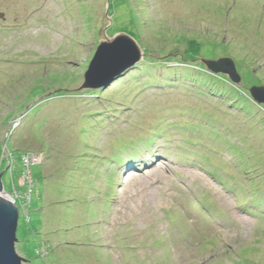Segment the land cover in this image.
I'll return each mask as SVG.
<instances>
[{
	"label": "rangeland",
	"instance_id": "1",
	"mask_svg": "<svg viewBox=\"0 0 264 264\" xmlns=\"http://www.w3.org/2000/svg\"><path fill=\"white\" fill-rule=\"evenodd\" d=\"M1 13L2 36L19 35L0 40V174L22 206V264H264V105L204 63L264 82V0H0ZM120 33L146 53L118 80L159 87L122 84V101L83 88ZM206 237L220 245L201 252Z\"/></svg>",
	"mask_w": 264,
	"mask_h": 264
},
{
	"label": "water",
	"instance_id": "2",
	"mask_svg": "<svg viewBox=\"0 0 264 264\" xmlns=\"http://www.w3.org/2000/svg\"><path fill=\"white\" fill-rule=\"evenodd\" d=\"M141 58L140 45L132 36L120 33L113 37H107L99 42L97 51L85 74L83 88L105 90L117 81L123 72L135 67ZM204 63L211 71L228 76L235 84L240 85L242 83V77L233 59L204 60ZM102 86L105 87L102 88ZM249 91L256 103L264 105V86H252ZM2 194L8 195L4 190L1 173L0 264H22L24 259L16 251L19 222L18 207L12 198L1 197Z\"/></svg>",
	"mask_w": 264,
	"mask_h": 264
},
{
	"label": "trees",
	"instance_id": "3",
	"mask_svg": "<svg viewBox=\"0 0 264 264\" xmlns=\"http://www.w3.org/2000/svg\"><path fill=\"white\" fill-rule=\"evenodd\" d=\"M3 32H4V30H1V38H0V40H6L7 41V43H8V41H10V42H12L14 39L16 40V39H18L19 38V35H14V37H11V35L9 36V35H5V36H2V34H3ZM14 40V41H15ZM141 46V45H140ZM75 47L77 48V46L75 45ZM142 47V49H143V51H144V53H146V48L145 47H143V46H141ZM36 56H38V53H36ZM212 56H215V55H212ZM216 57V56H215ZM263 64V66H264V62L262 63ZM206 65V64H205ZM250 65H252V64H250ZM259 64L257 63V66H258ZM262 66V65H261ZM262 66V68H264ZM205 69L207 70V72L209 73V74H211V75H216V76H219V77H225L230 83H232V81L229 79V77L228 76H226V75H224V74H215V73H213V72H211L209 69H208V67H207V65L205 66ZM237 69H238V67H237ZM251 69V71L252 70H254L255 69V67H251L250 68ZM238 72H239V74L241 75V77H242V84L244 85V87L248 90L249 89V87H252L251 85H255V86H264V82L263 81H261L260 79H258V82L257 81H254L257 77H258V74H255L254 73V75H253V73H252V75L254 76L251 80H253L254 82H252L251 80L249 81H247V82H244V80H243V72H241L240 70H238ZM256 77V78H255ZM122 84H124L125 85V87L127 88V90H133V88H134V90L136 91V90H144V88H146V89H149V88H152V87H156V88H159L157 85L155 86V84H153V83H151V81H150V79L148 80V79H144L143 77H137V76H135V74H133V72H130L125 78L123 77V78H120L119 80H117V82H114L110 87V89H112L113 91L111 92V96H119V100L120 101H122V95L124 94V92L123 91H120L119 90V88H120V86L122 85ZM109 89V90H110ZM122 89H124V87H122ZM101 90H103V89H101ZM103 92H104V90H103ZM121 93V94H120ZM103 95H105V93H103ZM32 98H35L34 96H32V97H30L28 100H30V99H32ZM251 98V97H250ZM124 99V98H123ZM252 99V98H251ZM256 103V102H255ZM16 119V118H15ZM14 119V120H15ZM24 152V151H23ZM5 164H7L5 161H4V159H2L1 160V162H0V172L3 170L2 168L4 167V165ZM245 198V197H244ZM214 202V201H213ZM214 204H215V202H214ZM215 205H217V204H215ZM169 211L170 210H168V211H166V212H164L165 213V216H164V221L166 222V229L169 231V228H170V226H175V225H178L177 224V220H174V218H172L171 217V215H170V213H169ZM221 211H216V209H214L213 210V213H217V214H219ZM159 236V235H158ZM158 239H161L162 240V237L161 236H159L158 237ZM164 239V238H163ZM168 240V239H167ZM145 242V241H144ZM194 242V241H193ZM218 242L219 241H217V243L216 244H211V245H218ZM164 243L166 244H170V242H169V240L166 242V240L164 239ZM192 243V242H191ZM144 245H150L149 244V242H145L144 243ZM171 246V245H170ZM225 249H226V247H224ZM217 249V251H218V249H219V247L218 248H215V250ZM204 251H209V250H207V248H206V246H205V248H204ZM213 255H214V257H213V259L218 255H220V254H218L216 251H214V250H212V252H211ZM226 253V251H224L223 253H221V256L220 257H217V258H223L224 257V254ZM234 253V249H233V251L231 252V253H229V254H233ZM212 260V259H211ZM210 260V261H211ZM215 260V259H214ZM223 260V259H222ZM213 261V260H212Z\"/></svg>",
	"mask_w": 264,
	"mask_h": 264
},
{
	"label": "clouds",
	"instance_id": "4",
	"mask_svg": "<svg viewBox=\"0 0 264 264\" xmlns=\"http://www.w3.org/2000/svg\"><path fill=\"white\" fill-rule=\"evenodd\" d=\"M1 14H3V15H1L0 17L1 18H4L5 16H4V13H1ZM139 44V43H138ZM98 45H99V43H98ZM98 47V46H97ZM141 47V46H140ZM97 49V48H96ZM97 51V50H96ZM21 117H19V119H20ZM15 120H18V119H15ZM2 159H4V160H6V162L8 161V159H6L5 157H3ZM8 163V162H7ZM24 165V164H23ZM31 164H28L27 166H30ZM24 167H25V165H24ZM29 177L31 178V175H30V172H29ZM5 190V189H4ZM14 190H15V192L16 193H19V191H18V189H17V187H14ZM6 192V191H5ZM6 193H8V195H6V198H12L14 201H15V204H16V206L18 207V211H19V214H21L22 213V206H20V205H18L17 204V200H20L16 195H14L13 193H14V191L10 194L9 192H6ZM33 193V192H32ZM32 193H31V197H32ZM12 195H14V197L12 196ZM9 196V197H8ZM31 200H32V198H30V202H29V204H31ZM29 204H27V205H25V209H27V206L29 205ZM20 216V215H19ZM28 217H29V214L27 215ZM26 216V217H27ZM30 220V218H28V221ZM18 225H19V222H18ZM18 232V231H17ZM18 236V235H17ZM166 236H167V239H169V238H171V240H172V235H171V231H168V232H166ZM211 236V234L210 235H208V237H210ZM208 237H206L205 239H203L202 238V244H203V248L201 249L202 251L201 252H209V251H204V248H205V246H206V248H207V246L208 245H211L212 244V242H207V238ZM220 239V237L218 236V240ZM19 240V239H18ZM193 244H194V242H192ZM192 243H188V244H184V245H191ZM218 245H220V243L218 244ZM220 248V247H219ZM210 252H212V251H210ZM23 258V257H22ZM24 259V258H23ZM211 260V259H210ZM211 262V261H210ZM209 262V263H210ZM208 263V264H209Z\"/></svg>",
	"mask_w": 264,
	"mask_h": 264
},
{
	"label": "bare ground",
	"instance_id": "5",
	"mask_svg": "<svg viewBox=\"0 0 264 264\" xmlns=\"http://www.w3.org/2000/svg\"><path fill=\"white\" fill-rule=\"evenodd\" d=\"M1 197H6V195L5 194H2Z\"/></svg>",
	"mask_w": 264,
	"mask_h": 264
},
{
	"label": "built area",
	"instance_id": "6",
	"mask_svg": "<svg viewBox=\"0 0 264 264\" xmlns=\"http://www.w3.org/2000/svg\"><path fill=\"white\" fill-rule=\"evenodd\" d=\"M27 163H28V161H27Z\"/></svg>",
	"mask_w": 264,
	"mask_h": 264
}]
</instances>
